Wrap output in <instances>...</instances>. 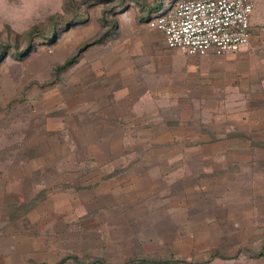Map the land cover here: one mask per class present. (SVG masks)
Returning a JSON list of instances; mask_svg holds the SVG:
<instances>
[{
  "label": "rangeland",
  "instance_id": "obj_1",
  "mask_svg": "<svg viewBox=\"0 0 264 264\" xmlns=\"http://www.w3.org/2000/svg\"><path fill=\"white\" fill-rule=\"evenodd\" d=\"M116 1L0 0V131L10 122L20 134L10 175L0 158L1 243L5 230L20 233L19 219L36 221L22 225L25 239L12 238V264H127L141 249L160 255L147 261H164L149 224L163 237L169 185L183 186L186 202L205 178L203 162L188 154L227 151L222 140L251 135L255 124L243 117L260 119L248 111L255 96L232 88L226 64L184 63L187 55L148 29L144 19L162 0ZM33 27L58 33L27 49ZM36 137L37 145L21 144ZM211 139L221 142L200 144ZM3 142L1 131L0 151ZM36 148L40 166L25 175L20 162ZM180 152L179 164L170 159Z\"/></svg>",
  "mask_w": 264,
  "mask_h": 264
},
{
  "label": "crops",
  "instance_id": "obj_2",
  "mask_svg": "<svg viewBox=\"0 0 264 264\" xmlns=\"http://www.w3.org/2000/svg\"><path fill=\"white\" fill-rule=\"evenodd\" d=\"M249 26V44L237 51L225 53L220 57L205 55L182 58L184 63L191 64L204 61L226 64L229 75L234 77L232 88L235 90L240 88V85H246L250 96H255L250 102L251 105L248 101L245 103L250 107L248 111L257 113L260 119L253 120L248 115L243 117L246 124L249 121L255 124L248 125L251 135H245L243 142L237 139H226L222 142L211 139L200 143L206 146L221 142L226 144L227 151H199L188 154L203 162L205 167H201L200 172L205 178L202 177L201 183L197 182L190 188L191 195L186 202L182 193L183 186L169 185V191L175 193L164 199L163 237L159 235L157 226L149 224L153 234L149 239H163L164 261H147L143 257L148 254L154 257L160 255L141 249L140 258L127 264H264V150L255 148L256 144H264V135L255 134L257 130L264 133V0H253ZM238 52H243V55H235ZM237 64L245 65V72L236 73ZM258 69L261 70L260 73H257ZM235 75H241L237 82ZM9 123L1 130L4 134L3 149L0 151V158L5 162V165H2L3 175H10L6 161L10 160L15 149L16 142L11 141L12 136H20ZM35 127H38L37 124ZM40 128L43 126L40 125ZM37 140L36 137L35 141L29 139V142L25 140L21 144L35 142L37 145ZM236 142L241 143V146L236 147ZM32 150L33 154L29 159L20 162L19 170L25 175L39 168L41 163L40 151L37 148ZM175 155L179 157L170 159L179 164L185 154L180 152ZM177 167L179 169L181 166L175 165L174 169ZM2 180L5 185L9 183L5 177ZM39 205H36L35 210L39 209ZM21 219L20 233L13 234L11 230H5L4 238L7 240L5 239L3 244L0 240V264H12L11 257L16 255L12 238L25 239L27 236L28 229L22 225L36 224V221L33 223ZM137 234L143 237L140 231ZM21 254L25 256L27 252L23 250Z\"/></svg>",
  "mask_w": 264,
  "mask_h": 264
},
{
  "label": "built area",
  "instance_id": "obj_3",
  "mask_svg": "<svg viewBox=\"0 0 264 264\" xmlns=\"http://www.w3.org/2000/svg\"><path fill=\"white\" fill-rule=\"evenodd\" d=\"M252 8L253 0H179L146 25L162 33L169 50L220 57L249 44Z\"/></svg>",
  "mask_w": 264,
  "mask_h": 264
},
{
  "label": "trees",
  "instance_id": "obj_4",
  "mask_svg": "<svg viewBox=\"0 0 264 264\" xmlns=\"http://www.w3.org/2000/svg\"><path fill=\"white\" fill-rule=\"evenodd\" d=\"M106 1L109 2L111 0H106ZM177 1L178 0H162L160 3H158L156 6H154L152 8V10H150L147 13V17L144 19L145 22H147L149 19H151L154 16V15L152 16V13H154L155 15L158 14V13H165ZM124 4L125 3L122 2V0H120V1L117 0L115 6H117L118 8H120V7H124ZM168 5H170V7L165 9V7H167ZM111 11H113V9H111ZM77 22H78V20H77ZM65 27H68V26H65ZM54 28H51L47 33L39 30L36 27L31 28V30L28 32V35H29V39L28 40L29 41L27 43V49H31L32 48V43H31L32 39H36V40L42 41V42H49V41H51L52 38H54L57 35V33H58V30L57 29H54ZM20 55H22V54L20 53ZM2 56H4V54H2ZM74 62H75V59L74 58H71L69 61H66L61 67H59V70H61V71L65 70L69 65L73 64Z\"/></svg>",
  "mask_w": 264,
  "mask_h": 264
}]
</instances>
